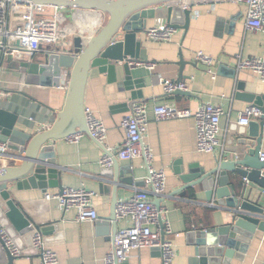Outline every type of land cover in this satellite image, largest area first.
Listing matches in <instances>:
<instances>
[{
    "label": "crops",
    "instance_id": "0c3cea01",
    "mask_svg": "<svg viewBox=\"0 0 264 264\" xmlns=\"http://www.w3.org/2000/svg\"><path fill=\"white\" fill-rule=\"evenodd\" d=\"M190 8L192 14L189 28L176 29L172 39L167 42L155 41L146 36L148 28L167 24L165 6L156 8V16L148 21L143 34L148 55V60L144 62H152L155 67L151 71L137 68V75L145 76L147 83L142 90L150 117L143 141L153 150V166L166 173V188L164 195L160 197L161 208L166 210L164 216L170 222L174 233H179L178 237L168 236L174 239L177 246V256L172 264H183L192 250L188 242V232L218 226L231 220L224 209L226 206L224 200L208 202L201 186L186 190L185 193H178L183 183L176 172L177 161H181L185 166L198 163L209 167L215 156L222 154L227 144L228 133L232 129L235 131L249 129V125L239 123V118L244 108L252 103L240 94L251 92V83H256L259 88L257 94H264V81L256 73L236 69L238 56H241V59L264 57V30L251 31L245 26L247 4L238 0L199 1ZM54 13V8H50L48 14ZM67 13L68 11L64 10V14ZM57 24L60 31L56 39L43 43L42 50L53 46L69 50L74 43V31L66 28L65 22L59 20V16ZM89 26L86 21V27ZM89 28H93V31L95 26ZM87 31H84L86 35L84 42L92 34L91 31ZM198 51L216 59L215 78L197 61ZM181 62H184L183 66L180 65ZM68 70L64 71L61 85L58 87L27 84L24 81L25 74L11 68L7 57L0 54V92L4 97L10 95L6 91H23L44 103L46 107L54 109V112L48 110L46 113L47 108H43L38 115H31L32 118L29 120L33 128L23 126L21 127L23 131L37 133L52 126L55 115L65 104L67 86L65 87L64 83ZM234 70L236 77L233 76ZM182 75V81L187 85L185 92L188 94L165 93L160 78L179 81ZM240 81L247 84L244 90L238 88ZM129 94L130 91L126 90L122 76L116 81H111L108 73L100 72L97 67L92 68L86 85L84 106L85 109L92 110L107 128V135L102 143L104 147L90 133H85L77 143L68 141L69 136L53 142L56 162L64 169L61 179L64 188L83 185L94 190L97 193L94 205L99 216L103 217L111 214L114 189L118 200L132 196L135 186L149 190L143 182L147 173L144 160L117 157V150L126 138L121 122L132 108H120L116 105L124 102ZM207 102L224 110L220 120L218 136L220 142L213 152L197 150L198 134L193 118L156 120L153 113L156 104L170 103L196 110ZM261 151L264 152V138ZM106 152L114 156V162L117 160V167L121 170L119 177L129 180L128 183L122 182L117 187L115 181L101 175L104 169L114 166L101 165L100 160ZM9 155L16 160L11 162L12 165L22 164V160L16 158L12 151ZM243 181L247 185L246 194L250 201L264 206L263 189L256 184ZM11 188L16 198L30 203L35 217L38 215L41 219L47 217L51 222H59L58 230L45 235L49 246L58 255L59 264H106V255L113 251L115 246L113 240L115 231L110 221L104 219L94 222L78 221L76 210L64 211L56 199L46 200V192L40 189L18 191L14 186ZM47 192L60 193L61 190L58 187H51ZM148 196L154 204L159 201L152 194ZM129 225L131 221L128 219L118 221V230ZM128 259L129 264H163L160 254L150 247L132 250ZM14 264H41V259L38 254H27L17 257ZM233 264H264V232L256 233L244 260L233 258Z\"/></svg>",
    "mask_w": 264,
    "mask_h": 264
},
{
    "label": "water",
    "instance_id": "95a60500",
    "mask_svg": "<svg viewBox=\"0 0 264 264\" xmlns=\"http://www.w3.org/2000/svg\"><path fill=\"white\" fill-rule=\"evenodd\" d=\"M30 1L68 11L72 19L69 30H73L75 35L69 50L53 46L39 53L33 52L30 56L27 50L7 56L11 68L25 74L27 84L58 87L64 71L69 69L64 107L57 112L52 126L46 130L29 133L21 127L33 128L29 120L31 115H38L43 108H47L46 113L48 110L54 112L53 108L46 107L23 91H6L10 93L7 97L0 95V140L8 142L13 155L22 160L20 165L0 167V221L20 247L31 243L35 230L48 235L59 229V222H51L47 217L41 219L38 215L35 217L30 203L16 198L11 187L18 191L40 189L43 192L51 187H58L61 191L64 189L61 182L64 169L56 162L53 142L77 132L89 133L84 95L90 70L97 67L100 72L108 73L111 81L123 77L124 86L130 94L117 107L131 109L136 102H145L142 90L147 86L145 76L137 75L138 67L133 63L148 60L143 34L148 21L156 16V8L165 6L167 25L187 30L191 22L190 7L195 2L215 0ZM86 21L90 26H95L93 31L90 26L86 27ZM87 29L92 34L84 42V31ZM180 65L183 66L184 62ZM233 74L236 77V70ZM182 77H179V81H182ZM246 85V82L240 81L239 90H244ZM250 86L251 92L240 95L264 111V94H257L259 88L256 83ZM174 94L188 93L177 90ZM263 138V120H253L248 131L232 129L228 133L226 147L220 156H215L209 167L198 163L185 166L177 161L176 172L183 183L178 193L201 186L208 202L224 200V209L231 219L228 223L188 232L192 250L183 264H233V258L242 261L256 233L264 232V206L250 201L246 194L247 185L243 181L264 189V161L260 159ZM100 145L104 147L102 143ZM113 164L112 168L104 169L101 175L115 181L117 187L122 182L128 183L129 180L119 177L121 170L117 167V160ZM157 199L159 201L155 204L160 208V197ZM117 202L118 195L114 189L111 214L98 218V221L104 219L113 224L114 249L118 231ZM2 246L0 240V264H14L16 257ZM152 250L162 257L160 248ZM115 264H129V259L119 262L116 258Z\"/></svg>",
    "mask_w": 264,
    "mask_h": 264
},
{
    "label": "built area",
    "instance_id": "2783aa9c",
    "mask_svg": "<svg viewBox=\"0 0 264 264\" xmlns=\"http://www.w3.org/2000/svg\"><path fill=\"white\" fill-rule=\"evenodd\" d=\"M238 1L247 4L246 28L251 31L264 30V0ZM50 8L55 10L52 15L48 14ZM61 10L58 7L38 4L30 0L22 2L0 0V54L7 57L9 55L14 56L23 50L29 51V54L41 51L42 44L53 42L58 31H60L57 18ZM175 32V28L164 24L148 28L146 36L155 41L167 42L172 39ZM238 57L237 70H251L264 81V57L247 59ZM196 59L215 78L216 59L202 51L196 53ZM133 65L149 71L155 67L152 62L143 61L134 62ZM65 77L64 84L66 87L69 77ZM160 83L167 94H172L177 90H187V85L183 81L160 78ZM0 95L4 94L0 92ZM153 113L156 120L193 118L197 127V150L199 152H213L219 145L220 120L224 114V110L220 106L207 102L193 110L176 104L162 103L154 106ZM85 115L90 135L98 142L103 143L107 135L104 122L96 117L89 108L85 109ZM260 119L263 120L264 127V111L250 104L241 112L239 123L247 126L253 120ZM149 121L148 105L144 101H139L133 105L131 112L124 116L121 122L125 129L126 138L117 150V157L128 160L134 158L144 160L147 173L143 182L149 187V190L135 186L132 196L118 200L116 204L117 220L128 219L131 221V225L117 231L116 248L106 255V264H115L116 258L119 262L127 260L132 250L145 247L160 248L164 264H172L177 256L176 243L174 239L168 236L178 237L179 233H174L170 222L165 218L166 210L161 207L158 208L148 196L149 194L155 197L163 196L167 180L165 171L153 166V150L143 141ZM84 135V132H77L70 135L67 140L77 143ZM9 152L8 142L0 140V167L12 165L11 162L16 161L11 158ZM260 159L264 161L263 151L260 152ZM100 163L105 167L112 166L114 156L106 152ZM96 194L94 190L81 185L64 188L60 193L46 192L45 199H56L64 211L76 210L78 221L94 222L99 218L94 205ZM0 240L3 242L2 248L8 250L16 258L27 254H38L41 264H59L57 253L49 246L45 235L40 230H35L29 245L20 247L0 221Z\"/></svg>",
    "mask_w": 264,
    "mask_h": 264
},
{
    "label": "rangeland",
    "instance_id": "374dc122",
    "mask_svg": "<svg viewBox=\"0 0 264 264\" xmlns=\"http://www.w3.org/2000/svg\"><path fill=\"white\" fill-rule=\"evenodd\" d=\"M59 20L63 21V23L65 22L66 28L71 26L72 19L70 17V13L64 14V10H62L61 13H59Z\"/></svg>",
    "mask_w": 264,
    "mask_h": 264
}]
</instances>
